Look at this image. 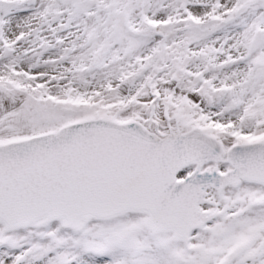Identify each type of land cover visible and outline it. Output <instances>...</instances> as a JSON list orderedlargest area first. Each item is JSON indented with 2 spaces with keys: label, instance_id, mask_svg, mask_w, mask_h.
<instances>
[{
  "label": "snow or ice",
  "instance_id": "snow-or-ice-1",
  "mask_svg": "<svg viewBox=\"0 0 264 264\" xmlns=\"http://www.w3.org/2000/svg\"><path fill=\"white\" fill-rule=\"evenodd\" d=\"M0 264H264V0H0Z\"/></svg>",
  "mask_w": 264,
  "mask_h": 264
}]
</instances>
